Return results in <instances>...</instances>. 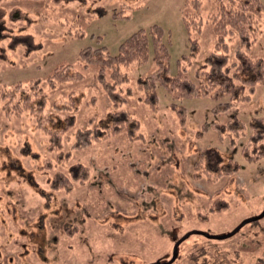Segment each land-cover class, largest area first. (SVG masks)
<instances>
[{
  "label": "rangeland",
  "instance_id": "rangeland-1",
  "mask_svg": "<svg viewBox=\"0 0 264 264\" xmlns=\"http://www.w3.org/2000/svg\"><path fill=\"white\" fill-rule=\"evenodd\" d=\"M186 1H2L6 27L14 34L19 28L31 34L38 48L11 49L9 37L0 39V95L4 86L44 81L63 62L85 77L45 86L46 125L58 129L67 116L75 118L56 149L34 116L7 115L0 98V264H264V157L248 162L242 155L250 122L264 117V85L256 87L249 101L220 114L213 112L218 101L210 97L174 101L158 86L155 111L138 86L157 67L152 43L142 63L122 67L129 77L123 88L133 92L117 106L97 82L94 68L79 65L81 49L105 46L116 55L130 35L158 25L171 75L179 73L180 60L187 56V75L197 82L196 71L216 45L209 20L215 4L204 0L203 30L193 53L183 20ZM123 4L129 7L128 17H115ZM15 10L24 12V19L11 21L9 13ZM227 43L228 50L221 52L232 63L238 37L230 36ZM249 54L264 56V9ZM172 103L185 107L184 122ZM117 110L140 121L142 138L131 140L123 132L73 148L79 128L103 122ZM233 118L246 129L231 142L213 122ZM207 147L218 150L225 162L240 164L239 171L214 182L195 176L194 163ZM62 151L71 152L67 160L58 158ZM77 163L88 166L89 180L73 182L70 190L55 189L56 175H69ZM216 198L227 207L218 209Z\"/></svg>",
  "mask_w": 264,
  "mask_h": 264
},
{
  "label": "trees",
  "instance_id": "trees-1",
  "mask_svg": "<svg viewBox=\"0 0 264 264\" xmlns=\"http://www.w3.org/2000/svg\"><path fill=\"white\" fill-rule=\"evenodd\" d=\"M3 0H0V5ZM57 3L75 0H55ZM82 2H95L98 0H79ZM215 4L209 14L216 35L215 49L205 58L195 75L197 82L187 75L184 59L180 60L179 73L171 75L169 66V51L163 42V30L158 25L150 29H140L125 39L116 55H112L105 46L97 48L85 47L79 52V65L82 69L93 67L97 82L105 91L110 102L117 106L127 100L133 89L124 90L123 85L129 81L128 74L122 67L132 63H142L150 43L153 44V60L156 69L138 81V86L144 92L145 102L155 111L159 108L157 87L163 86L166 92L176 100L185 98L210 97L218 103L213 109L220 114L232 106L243 101H249L252 93L259 85H264V56L253 57L250 50L259 34V17L262 16L264 4L261 0H210ZM188 7L183 13V20L190 42L195 53L199 46V38L203 30L202 8L204 0H187ZM127 5L123 4L114 13L115 17H128ZM104 12L102 11L101 14ZM25 13L21 10L11 11V21L24 19ZM12 33V34H11ZM237 36L239 43L235 49V61L230 63L229 56L221 51L228 50L227 39ZM9 37L8 48L14 49L19 45L26 46L27 52L38 48V44L31 34L23 33L19 28L13 33L6 27L5 16L0 9V39ZM189 60V59H188ZM85 77L83 71L72 64L63 62L57 65L46 76L44 81L40 78L30 79L26 83H18L12 87L4 86L0 98L3 100V109L7 115L21 116L24 112L36 118L37 126L42 127L50 134V148H59L66 131L73 127L75 118L69 115L62 127L50 128L46 125L48 115H45L47 104L46 87L56 88L68 82L81 81ZM46 86V87H45ZM181 116L186 120L185 107L172 103ZM64 108V106H57ZM103 122H97L92 127L79 128L73 148H86L94 141H101L114 134L126 133L131 140L142 138L140 121L127 110H117L110 113ZM213 127L223 138L229 136L231 142L245 133L246 124L238 118L228 120L226 123L213 122ZM251 131L242 145V155L248 162H255L264 157V117H255L250 122ZM70 151L58 153L61 161L70 157ZM195 176L206 177L214 182L222 177L232 176L240 169V164L233 160L225 162L218 150L207 147L199 152L194 163ZM90 178L87 165L77 163L70 168L69 175L59 172L53 180L55 189L66 188L70 190L73 182L85 183ZM218 209L227 207L228 203L216 198L214 205ZM264 259V254H263Z\"/></svg>",
  "mask_w": 264,
  "mask_h": 264
},
{
  "label": "water",
  "instance_id": "water-1",
  "mask_svg": "<svg viewBox=\"0 0 264 264\" xmlns=\"http://www.w3.org/2000/svg\"><path fill=\"white\" fill-rule=\"evenodd\" d=\"M264 215V212H263V214H262V216ZM250 221V220H249ZM245 223V222H244ZM174 258H175V256H174Z\"/></svg>",
  "mask_w": 264,
  "mask_h": 264
}]
</instances>
